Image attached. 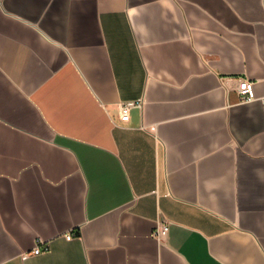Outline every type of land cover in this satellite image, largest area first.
<instances>
[{
    "label": "crops",
    "instance_id": "obj_1",
    "mask_svg": "<svg viewBox=\"0 0 264 264\" xmlns=\"http://www.w3.org/2000/svg\"><path fill=\"white\" fill-rule=\"evenodd\" d=\"M0 264H264V0H0Z\"/></svg>",
    "mask_w": 264,
    "mask_h": 264
},
{
    "label": "built area",
    "instance_id": "obj_2",
    "mask_svg": "<svg viewBox=\"0 0 264 264\" xmlns=\"http://www.w3.org/2000/svg\"><path fill=\"white\" fill-rule=\"evenodd\" d=\"M238 93L240 96V99L242 102H252L254 100H256V95H255V90H254V83L252 81H249L247 79H240L239 80V87H238ZM142 101H138V102H126L123 103L120 107V119L123 122H128L130 119V110L133 107L136 106H142ZM169 231V226L162 224L160 225L155 232L153 233V236L158 239L161 240L163 237H165L167 235ZM75 237L74 234H70L67 235L66 239L67 240H71ZM44 244V243H42ZM50 252V247L49 245H45L44 247L41 246V243H39V245L34 249V251L31 253L32 255H42L45 253H49ZM30 253H26L24 255L25 258L29 257L31 255Z\"/></svg>",
    "mask_w": 264,
    "mask_h": 264
}]
</instances>
